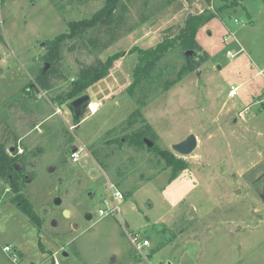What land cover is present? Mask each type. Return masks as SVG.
Masks as SVG:
<instances>
[{
	"label": "rangeland",
	"instance_id": "obj_1",
	"mask_svg": "<svg viewBox=\"0 0 264 264\" xmlns=\"http://www.w3.org/2000/svg\"><path fill=\"white\" fill-rule=\"evenodd\" d=\"M105 2L0 0V142L25 155L18 184L38 215L35 224L0 178V245L17 248L29 264H264V0H133L128 26L137 28L99 55L122 57L85 94L97 111L88 104L76 124L73 101L58 96L93 55L70 51V42L53 88H25L51 69L46 43ZM195 15L214 16L197 33L198 69L166 91L187 60L171 49L132 96L134 50L181 34ZM138 109L143 121L133 130L150 126L154 138L145 139L186 169L174 175L154 145L127 143V121ZM189 135L198 147L182 156L173 145ZM110 183L125 199L121 214L102 218ZM133 232L150 242L145 257L130 242ZM0 264L10 263L0 255Z\"/></svg>",
	"mask_w": 264,
	"mask_h": 264
},
{
	"label": "trees",
	"instance_id": "obj_2",
	"mask_svg": "<svg viewBox=\"0 0 264 264\" xmlns=\"http://www.w3.org/2000/svg\"><path fill=\"white\" fill-rule=\"evenodd\" d=\"M132 1L106 0L104 6L91 17L69 22L67 32L57 36L53 41L46 43L47 54L44 56V60L51 65V69L46 72L42 69L35 79V82L30 83L25 88L26 93L29 94L32 89H36L38 86L43 91H50L53 88L50 81L51 77L60 72V65L63 60L62 51L70 42L72 43L70 51L79 50L87 52L93 55L95 60L90 65L80 67L77 78L70 83L65 94L58 96V99L65 98L68 101H74L84 96L91 87L105 79L109 75L114 63L122 57V54L118 53L108 56L105 60L101 59L99 55L107 51L123 34L131 33L137 28V25L133 24L128 26V17L130 15L129 3H132ZM205 1L210 2L211 0ZM213 17L211 16L206 19L204 15L190 16L181 34L174 38H166L153 50L138 48L134 50V52L139 54L140 58L133 73V82L129 88V93L133 96L134 90L149 80L158 68L164 55L171 49L179 48L185 52V55L188 51H193L195 54L196 50L201 49L196 39L198 30L205 22L211 20ZM147 19L146 16L142 15L141 23L146 22ZM0 39L2 40V36H0ZM186 58V63L178 72L176 79L166 82L164 86L166 91L181 82L188 73L198 69L199 62L196 63L192 56H186ZM142 121L143 117L140 109L136 110L127 121L126 129L131 130V132L127 134L126 141L131 146L142 148L145 145V138H154L151 127L148 125L136 131L133 130L135 125L142 123ZM117 142L120 145L123 143L122 140ZM9 150L11 152L12 149L9 148ZM151 150L165 157L168 165L173 168L174 175L187 168V164L174 160L171 153L160 150L155 143ZM9 152L7 145L0 142V178L6 180L9 188L15 193L14 202H17L18 207L33 223L37 224L38 215L22 194V190L18 184V181L23 176V170H25L23 164L25 163L26 157L23 154L19 155L17 149L11 152V154ZM93 154L99 163L101 160L100 156L97 152ZM175 163H178L179 166ZM24 179L27 181V176H24Z\"/></svg>",
	"mask_w": 264,
	"mask_h": 264
},
{
	"label": "built area",
	"instance_id": "obj_3",
	"mask_svg": "<svg viewBox=\"0 0 264 264\" xmlns=\"http://www.w3.org/2000/svg\"><path fill=\"white\" fill-rule=\"evenodd\" d=\"M0 27H2V22H0ZM239 91L238 88H233L230 94H234ZM99 105L98 104H89L88 109L91 113L97 111ZM111 191V200L104 199L102 203V207L99 210L100 217L104 218L110 215H119L121 214V207L119 205V201H123L124 195L120 190H118L114 184L110 183L109 185ZM130 242L135 250V252L141 257L144 256V252L150 246V242L141 232H133L128 234ZM0 255L7 260L10 264H29L27 263L21 256L19 250L12 245H0ZM57 264V263H55Z\"/></svg>",
	"mask_w": 264,
	"mask_h": 264
},
{
	"label": "water",
	"instance_id": "obj_4",
	"mask_svg": "<svg viewBox=\"0 0 264 264\" xmlns=\"http://www.w3.org/2000/svg\"><path fill=\"white\" fill-rule=\"evenodd\" d=\"M194 52L193 51H188L186 53V56H191L193 55ZM49 66H47L48 68ZM47 68L45 69V71L47 70ZM200 70H198V74H200ZM90 104V98L89 96L85 95L82 96L76 100H74L73 102H71V104L69 105L70 109L72 110L75 118H76V124L80 123V118L82 115L83 110L87 107V105ZM145 143L147 144V146L149 148L153 147V142H151L149 139H145ZM198 147V139L195 135H189L185 140H183L182 142L173 145V150L177 153H179L182 156H189L191 155ZM14 150L12 149L11 152H13ZM77 151V148L74 147L73 148V153H75ZM90 197L93 196L92 193L89 194ZM55 204L60 206L62 204L61 199H57L55 201ZM86 219L91 221L93 219V216L89 213L86 215ZM127 227L129 228V224H127Z\"/></svg>",
	"mask_w": 264,
	"mask_h": 264
},
{
	"label": "bare ground",
	"instance_id": "obj_5",
	"mask_svg": "<svg viewBox=\"0 0 264 264\" xmlns=\"http://www.w3.org/2000/svg\"><path fill=\"white\" fill-rule=\"evenodd\" d=\"M232 95V94H231ZM235 95H237V92H235L232 96H235Z\"/></svg>",
	"mask_w": 264,
	"mask_h": 264
},
{
	"label": "crops",
	"instance_id": "obj_6",
	"mask_svg": "<svg viewBox=\"0 0 264 264\" xmlns=\"http://www.w3.org/2000/svg\"><path fill=\"white\" fill-rule=\"evenodd\" d=\"M21 254V253H20ZM21 256H22V254H21ZM22 258H23V256H22Z\"/></svg>",
	"mask_w": 264,
	"mask_h": 264
},
{
	"label": "flooded vegetation",
	"instance_id": "obj_7",
	"mask_svg": "<svg viewBox=\"0 0 264 264\" xmlns=\"http://www.w3.org/2000/svg\"><path fill=\"white\" fill-rule=\"evenodd\" d=\"M87 214H89V213H87ZM87 214H86V215H87Z\"/></svg>",
	"mask_w": 264,
	"mask_h": 264
}]
</instances>
